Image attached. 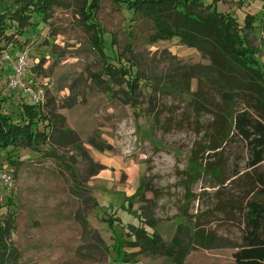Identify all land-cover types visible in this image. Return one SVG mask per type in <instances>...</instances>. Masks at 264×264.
Listing matches in <instances>:
<instances>
[{
	"label": "rangeland",
	"instance_id": "374dc122",
	"mask_svg": "<svg viewBox=\"0 0 264 264\" xmlns=\"http://www.w3.org/2000/svg\"><path fill=\"white\" fill-rule=\"evenodd\" d=\"M93 1L54 0L48 16L32 14L0 42L1 113L25 122L26 97L8 84L22 58L23 84L44 90L38 130L49 134L35 150L0 151L13 183L1 188L0 219L12 222L14 264H232L246 203L260 198L242 142L210 151L223 112L210 61L177 39L151 42L152 22L126 3ZM215 6L240 26L255 18L248 41L264 70V1ZM138 228L164 247H139Z\"/></svg>",
	"mask_w": 264,
	"mask_h": 264
},
{
	"label": "trees",
	"instance_id": "16d2710c",
	"mask_svg": "<svg viewBox=\"0 0 264 264\" xmlns=\"http://www.w3.org/2000/svg\"><path fill=\"white\" fill-rule=\"evenodd\" d=\"M119 1L152 22L151 42L177 39L210 61L209 70L214 71L219 105L223 109L222 113L218 109L214 116L215 141L210 151L222 152L231 142H242L249 155L246 164L251 171L249 185L260 198L246 203L241 243L234 247L232 264H264V202L261 201L264 197V70L258 65L257 50L248 41L254 36L255 18L246 16L240 26L232 16L217 11L215 5L219 0L206 5L200 0ZM99 2L94 0L89 7L96 9ZM53 5L54 0H0V42L10 43L13 35L22 34L30 24L32 14L45 18ZM85 19L91 22L89 28L94 33L92 45L105 60L104 43L99 37L101 29L91 21L88 11ZM261 27L264 30V16ZM238 99L244 104L240 111L233 108ZM21 108L25 117L23 125L13 124L0 111V151L17 147L35 150L49 139V134L38 130V125L47 119L40 106L27 101ZM82 225L86 226L85 220ZM12 230L10 219H0V264H14L18 260L10 239ZM136 236L139 247L153 252L164 247L157 236H148L143 229L138 228ZM172 244L178 242L173 240ZM167 249L173 253L170 247Z\"/></svg>",
	"mask_w": 264,
	"mask_h": 264
},
{
	"label": "built area",
	"instance_id": "2783aa9c",
	"mask_svg": "<svg viewBox=\"0 0 264 264\" xmlns=\"http://www.w3.org/2000/svg\"><path fill=\"white\" fill-rule=\"evenodd\" d=\"M25 66V61L21 58L18 60L16 67L14 69V74L9 79V87L12 89H18L30 104L36 106H43L46 102V97L44 90L39 87L28 86L23 84V68ZM0 200L2 199L1 188L11 189L12 188V178L0 171Z\"/></svg>",
	"mask_w": 264,
	"mask_h": 264
}]
</instances>
